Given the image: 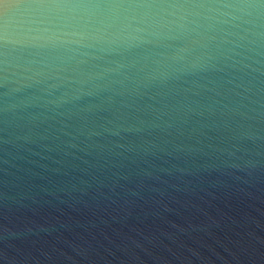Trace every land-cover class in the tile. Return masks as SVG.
Returning <instances> with one entry per match:
<instances>
[{
	"label": "water",
	"instance_id": "1",
	"mask_svg": "<svg viewBox=\"0 0 264 264\" xmlns=\"http://www.w3.org/2000/svg\"><path fill=\"white\" fill-rule=\"evenodd\" d=\"M0 264H264V0H0Z\"/></svg>",
	"mask_w": 264,
	"mask_h": 264
}]
</instances>
